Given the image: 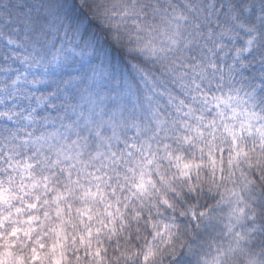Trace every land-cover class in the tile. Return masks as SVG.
Returning a JSON list of instances; mask_svg holds the SVG:
<instances>
[{"label":"snow or ice","instance_id":"snow-or-ice-1","mask_svg":"<svg viewBox=\"0 0 264 264\" xmlns=\"http://www.w3.org/2000/svg\"><path fill=\"white\" fill-rule=\"evenodd\" d=\"M20 7L18 0L15 4L13 0H0V107L8 109L0 110V119L7 117L11 122V109L19 107L16 101L27 99L28 108L23 110V119L33 127L32 131H27L26 126L0 127V158L8 148L9 167L31 169L32 163L13 160L15 149L20 147L17 141H20L25 148L31 147L37 152L46 167L59 166L60 172L66 173L68 179L54 198L59 223L49 226L55 237L50 248L53 264H65L70 259L69 240L73 252L71 259L76 264L81 261L84 264L155 262L165 250L173 249L181 238L184 218L197 223L205 219L206 212L200 207V198L205 191L202 169H210L207 188L211 191L215 186L218 162L221 179L224 178V144L230 145L227 161L230 167L238 169L246 162L249 167L255 164L264 168V18H258L256 24L245 22L234 0H184L183 3L176 0H119L111 5V11L109 6L98 5V14L109 25L106 31L109 49L122 57L137 61L142 58L143 63L128 64L132 73L142 80H148L146 63L160 65L181 95L167 93L169 111H161L159 101L155 105L148 103L151 119L147 123L133 122V136L124 137L114 119L102 122L95 129L96 141L92 146L86 139L81 143L79 129L72 123L66 126L64 137L55 129L33 137L35 125L41 119L36 113L47 102L42 99L32 106L29 86L47 83V68L39 81H30L29 72L17 66L44 59L37 56L35 45L28 50L20 39L23 36L27 40L28 34L34 31L31 12H21ZM74 35L79 43L82 32L77 29ZM73 51L86 57L96 54L95 45L89 41L84 42L83 48ZM60 61L57 54L49 63L58 65ZM108 66L115 68L111 59ZM103 74L107 76L110 72L105 70ZM161 95L165 93L161 92ZM194 105L201 106L199 111ZM213 109V118L207 120L203 113ZM216 117L224 130L219 137L216 135ZM44 119L48 122V113ZM105 124L111 128V136L104 135ZM20 132H25V136L21 137ZM73 134L77 139L70 140ZM206 136L210 139H205ZM53 137L58 142L50 143ZM45 148L55 160L45 153ZM197 151L199 159L196 158ZM164 161L168 162L167 167ZM241 178L243 183L227 191V200L224 194L221 195V202L233 205L228 211L225 227L232 234L236 227L250 222L247 232L264 231V223H258V219L264 221V200L255 196L254 186L243 171ZM9 179L11 181V177ZM70 198L82 204L76 209V217L65 219L59 203ZM12 199L22 200L10 195L0 180V206L10 205ZM253 199L258 203H251ZM28 207L35 205L28 204ZM22 211L16 209L18 214ZM258 211L261 213L259 218ZM8 218L0 207V228ZM45 218L49 219L47 213ZM36 219L38 217L31 216L23 222L31 225ZM66 224L71 225V234ZM33 231L32 227H16L10 236L18 237L22 233L31 240ZM236 235L237 243L247 236L246 233ZM2 239L4 236L0 232ZM36 243L40 249L45 247L41 240ZM31 251L33 261L48 259L42 257L36 247ZM227 251H233L232 242ZM225 255L221 245L214 256L203 257L201 264H225Z\"/></svg>","mask_w":264,"mask_h":264},{"label":"clouds","instance_id":"clouds-1","mask_svg":"<svg viewBox=\"0 0 264 264\" xmlns=\"http://www.w3.org/2000/svg\"><path fill=\"white\" fill-rule=\"evenodd\" d=\"M118 2L119 0H27L30 6L25 7L24 11L31 12L34 31L28 34L27 40L23 36L20 39L28 50L35 45L37 56H43L44 59L17 66L29 72L30 81H39L40 77L45 75L44 70L47 68V83L29 86L32 106H36L42 99L47 102L45 107L42 110L38 109L36 113L41 119L35 125L36 130L33 137L40 136L42 133L47 134L54 129L60 132L61 137H64L66 126L72 123L75 128L79 129L81 143L86 139L90 145L94 146L96 127L109 119L115 120L119 132L124 137L133 136L135 135V129L131 126L133 122L147 123L151 119L147 109L148 103L155 105V102L159 101L161 111H169L171 109L168 105L167 93L171 91L177 96L181 95L171 77L161 70L160 65L152 62L146 63L144 66L148 71V80H142L137 78L128 67L129 63H143L142 58L137 61L127 56L122 57L117 54V51L109 49L106 40L109 25L98 14L97 6L104 4L109 6V11H111V5ZM176 2L183 3L184 0H176ZM234 3L241 19L245 22L256 24L258 18H264V0H234ZM112 15L115 16L116 13ZM77 29L82 32L79 43L74 35ZM108 35L110 36V33ZM85 41L95 45V55L86 57L77 55L73 51V49L83 48ZM124 43L127 44V40ZM126 50L125 48L124 51ZM57 54L61 57L60 63L58 65L54 62L49 63ZM20 55H24L23 50ZM109 59L115 66L114 70L108 66ZM105 70H108L110 74L105 76L103 74ZM161 92L165 95H161ZM148 97L151 99H146ZM16 104L19 107L11 109L12 121H8L7 117L0 119V127L4 125L11 128L26 126L27 131H32L33 125L23 119V110L28 108V100L18 99ZM49 104L52 106H48ZM194 107L199 111L201 106L194 105ZM0 110L8 109L0 107ZM45 113H48V122H45ZM214 113L215 109L203 115L207 120H211ZM216 119L218 121L216 135L219 137L224 130L219 126V117ZM89 120L92 121L91 125L88 124ZM193 123L196 122L193 121ZM103 133L111 136V128L107 124L103 127ZM19 134L21 137L25 136V132ZM69 139L75 140L77 137L73 134ZM205 139H210V137L206 136ZM56 142L58 141L55 137L50 141V143ZM17 143L20 147L15 149L16 155L13 156V160L32 163L33 167L27 170L23 167H9L8 148H5V155L0 158V169H3L0 171V180L3 181V187L10 195L22 198V200L12 199L10 205L0 206L3 215L9 217L3 228H0L4 236V239L0 240V264H53L50 248L55 237L54 233L49 231V226L59 223L54 198L57 191L63 189L68 177L66 173L60 172L59 166L46 167L42 163V157L31 147L25 148L20 141ZM229 147V144H224V178L221 179L218 162L215 186L211 191L207 188L209 182L207 174L210 169L207 167L202 169L201 179L205 182V191L200 198V207L206 212L205 219L197 223L184 218L181 224V238L174 248L165 250L155 262L150 261L149 264H201L203 257L214 256L221 245L226 253L225 264H250V262L264 264V231L247 232V229L251 227L249 222L243 227H236L234 233H228L225 225L228 222V211L233 205L221 202L222 194L227 200V191L243 183L241 171L245 178L253 184L255 196L264 200V168L256 167L255 164L249 167L246 162H242L238 169L230 167L227 163ZM249 147H251L250 143ZM44 151L55 160V156L48 152L47 148ZM214 155L218 154L214 153ZM196 158H200L199 151L196 152ZM205 159H207L206 152ZM163 163L167 167L168 162ZM170 171L174 172L175 169ZM73 179H75L74 170ZM21 184L24 185L23 188ZM33 184H36V187L33 188ZM108 196L111 198L110 188ZM251 203H258V201L253 199ZM28 204L35 205V207L29 208ZM69 204L72 205L71 208L68 207ZM81 204V201L70 198L67 201H61L59 207L64 209V217L67 219L68 216L76 217V209ZM17 208L23 211L18 214ZM46 213L49 219L45 218ZM31 216L38 217V219L34 220L31 225L23 222ZM257 216L258 218L261 216L259 211ZM209 217H211V223ZM258 223H264V221L258 219ZM16 227L24 229L32 227L34 231L31 240L26 239L22 233L18 237L10 236L12 229ZM66 229L69 234L72 233L71 225L66 224ZM240 233H246L247 236L237 243L236 234ZM37 240H41L45 245L43 249L39 248ZM229 242H232L233 248L230 252L227 251ZM33 247L37 248L42 257L47 256L48 259L33 261L31 251ZM67 247L70 259L65 264H76L75 260L71 259L73 252L70 240ZM81 255H83L82 251ZM81 264L84 262L81 261Z\"/></svg>","mask_w":264,"mask_h":264},{"label":"trees","instance_id":"trees-1","mask_svg":"<svg viewBox=\"0 0 264 264\" xmlns=\"http://www.w3.org/2000/svg\"><path fill=\"white\" fill-rule=\"evenodd\" d=\"M17 2V0H13V3L15 4ZM18 2L22 5V7H20L18 10L19 11H24L25 7H28L30 5L27 4V0H18Z\"/></svg>","mask_w":264,"mask_h":264}]
</instances>
